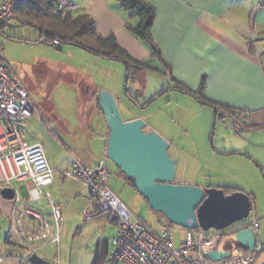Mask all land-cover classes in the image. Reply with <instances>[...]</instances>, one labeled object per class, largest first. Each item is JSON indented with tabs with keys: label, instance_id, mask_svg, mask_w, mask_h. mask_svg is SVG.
<instances>
[{
	"label": "rangeland",
	"instance_id": "1",
	"mask_svg": "<svg viewBox=\"0 0 264 264\" xmlns=\"http://www.w3.org/2000/svg\"><path fill=\"white\" fill-rule=\"evenodd\" d=\"M41 31L38 25L27 24L18 15L10 18L0 31V43L5 63L15 70L22 83L31 86L38 101L44 118L34 115L29 121L25 120L26 130L43 144L49 163L56 170L49 191L64 214L62 239L59 244L40 243L45 245L40 252L46 259L53 264H93L98 256L99 264H108L107 242L115 235L116 224L108 211H98L87 219L84 207L90 197V188L80 179L62 174L71 166L68 148H75V140L94 138L107 129L101 107L87 94L101 87L113 91L124 117L141 113L140 117L152 125L151 128L164 135L162 130L170 137V155L178 159L177 182L185 180L209 185L225 181L251 194L252 212L259 219L258 233L264 244V148L255 149L260 152L261 161L253 154V158L248 155L249 160L232 152L250 148L248 127L236 129L231 120L215 117L210 106L194 105L181 96L178 100L172 98L170 103L167 102L169 95L155 98L161 91L158 83L167 85L168 80L164 76L159 78L151 70H146L147 88L143 89V94L139 91L143 81L136 76L135 68L132 69L133 77L128 78L127 65L123 61L96 55L74 44L65 43L59 47L35 41ZM93 83L98 86H89ZM153 98L150 105H142ZM135 100H140L141 105L136 106ZM58 160L59 165H55ZM107 161L113 166L110 185L127 203L133 219L159 230L158 217L168 220L167 217L159 211L157 215L119 167L109 157ZM14 183L19 185L20 182L15 180ZM22 193L26 195L27 192L23 189ZM11 207L12 201L4 198L0 190L1 264H32L26 257H12L8 246L16 249L18 246L5 242L10 232ZM168 224L172 237L179 243L183 232L178 230V224L171 221ZM215 231L210 228L206 232ZM15 239L18 244L23 243L19 234ZM254 264H264V245L256 250Z\"/></svg>",
	"mask_w": 264,
	"mask_h": 264
},
{
	"label": "crops",
	"instance_id": "2",
	"mask_svg": "<svg viewBox=\"0 0 264 264\" xmlns=\"http://www.w3.org/2000/svg\"><path fill=\"white\" fill-rule=\"evenodd\" d=\"M77 1L80 6L75 10L78 11L76 14L87 13L93 16L96 19L97 29L100 33L104 35L114 33L119 44L133 58L148 64V67L146 66L141 69L134 67V72L138 73L136 76L143 81V84L140 85V92L144 94L143 89L147 88L146 70L153 71L158 77H166L168 80L167 85L162 82L158 83L157 88L162 92H157L155 98L161 94L169 95L170 97L167 102L170 103L172 98H177L178 100V97L181 96V98H187L194 105L203 104L210 106L215 111V117H221L224 120L229 119L234 126V122L238 121L241 124V128L248 127L251 130L248 136L250 148L248 149L249 151L234 149L232 152L249 160L253 154L255 158L260 160V152L255 149L259 147L264 148V73L262 66L264 63V0H144L153 5L155 10L151 34L159 47L157 55H153L151 47L127 27V23L132 22L136 24L139 18L132 17L131 11L123 5L121 0ZM9 68L20 81L15 70L10 66ZM130 77H133L132 72ZM22 84L29 89L31 96L37 103L38 101L32 92L31 86ZM89 86L98 85L93 83ZM180 86H184L186 90H182ZM199 91L207 98L216 102L220 113L226 110L225 107L239 113L236 116H231L229 113L217 115V111L213 105L205 103L193 94ZM87 94H90L94 103H97L101 107L107 129L103 134H99L94 138L89 137L88 140H75V148L69 147L68 150L71 159L72 154H75L83 163L95 165L107 152V140L110 128L105 112L114 107L119 108V106L117 98L111 89L101 87L100 90L97 89L94 93L91 90ZM153 100L155 99H151L147 104H145V101L142 105L146 107ZM113 101H115L114 104ZM135 101L137 103L136 106L141 105L140 100ZM41 103L44 105V100ZM139 116H143V114L137 113L123 117L125 119H132ZM33 117L34 115L27 118L26 122ZM147 126L150 129L152 125L147 124ZM22 127L30 143H41L35 140L36 137L33 134L28 133L25 120L22 122ZM161 132L165 135L162 130ZM165 136L170 141V137ZM250 154L251 157L249 158L248 155ZM59 162L60 160L55 162V165H59ZM107 166L112 170L113 166H110L108 161ZM119 170L126 177L120 168ZM64 171L62 174L67 176L64 174ZM16 181L20 182L19 185L13 182L14 186H10L15 191L14 197L6 198L3 196L12 201V210H10L9 217L10 232L5 242L14 243L18 246V249L13 247V245L8 246L12 257L21 256L28 259L32 253L36 252L46 258L45 254L40 252L41 248L45 246L44 244L38 245L36 250L30 253L16 242L17 233L15 229L11 228L15 196L18 195L24 203L35 209L45 211L47 208V202L44 197L35 202L28 199L29 180ZM54 181L55 177L53 182L45 187L46 191L50 192L49 187ZM128 181L130 182V180ZM181 182L187 183L185 180ZM200 184L202 187H223L226 192H232L237 189L242 190L235 185H227L225 181H217L209 185ZM23 189L26 190V195L22 193ZM0 190L2 191V189ZM243 191L247 192L244 189ZM50 194L52 195L51 192ZM249 195L251 199L250 213L253 214L252 196L251 194ZM91 197L92 193L90 190L88 201ZM157 212L155 211L156 214ZM25 219L28 220L24 224L29 228L37 224L32 219ZM168 222L169 219L163 220L162 224L168 227ZM178 227V230L184 234L185 227L180 225ZM110 241L108 242L107 252ZM260 241L261 248H263L262 239ZM60 242H52V244H59Z\"/></svg>",
	"mask_w": 264,
	"mask_h": 264
},
{
	"label": "built area",
	"instance_id": "3",
	"mask_svg": "<svg viewBox=\"0 0 264 264\" xmlns=\"http://www.w3.org/2000/svg\"><path fill=\"white\" fill-rule=\"evenodd\" d=\"M24 1L0 0V23L18 16L17 9ZM53 2L55 10L63 14L74 12L80 6L77 0ZM1 50L0 43V189L14 186L15 180H29L28 199L35 202L44 197L47 202V208L42 211L27 205L18 195L14 198L11 228L22 239L20 245L31 253L40 243L60 242L64 216L60 205L45 190L53 182L56 170L50 165L43 145L30 143L22 127L24 120L33 115L42 118L43 113L29 89L1 61ZM262 66L264 73V63ZM234 123L236 128H241L238 121ZM107 158L105 153L95 165H88L72 154L71 168L64 174L80 179L90 188L92 197L84 207L87 219L97 211H108L116 223L117 230L107 252L108 264H254L256 250L262 247L257 215L250 213L211 234L202 227L184 228L183 236L176 243L159 217V230L133 219L127 203L110 185L112 170L107 166ZM25 218L37 224L29 228L24 224ZM244 228L253 229L255 250L230 240L229 256L217 260L206 256V252L218 248L224 239Z\"/></svg>",
	"mask_w": 264,
	"mask_h": 264
},
{
	"label": "water",
	"instance_id": "4",
	"mask_svg": "<svg viewBox=\"0 0 264 264\" xmlns=\"http://www.w3.org/2000/svg\"><path fill=\"white\" fill-rule=\"evenodd\" d=\"M105 116L110 128L107 157L132 181L151 208L162 212L169 221L189 229L209 230L225 228L250 215V195L243 190L226 192L223 187L177 182L178 159L170 155V141L157 129H148L144 118L125 119L118 107L106 111ZM1 193L13 198L15 191L6 186ZM230 240L256 249L253 229L244 228L206 252V256L214 260L229 256ZM28 260L32 264H53L36 252Z\"/></svg>",
	"mask_w": 264,
	"mask_h": 264
},
{
	"label": "trees",
	"instance_id": "5",
	"mask_svg": "<svg viewBox=\"0 0 264 264\" xmlns=\"http://www.w3.org/2000/svg\"><path fill=\"white\" fill-rule=\"evenodd\" d=\"M121 2L131 11L132 17L139 18L136 24L132 22L127 23L129 30L137 37L143 39L151 47L153 55H157L159 53V47L153 40L151 34V25L155 17L154 6L144 0H121ZM53 3V0H25L17 9L18 15L22 16L25 23L35 24L41 28V35L35 41L55 44L59 47L65 43L74 44L96 55L118 59L127 65V76L129 78L134 67L140 69L146 66L148 67V64L133 58L119 44L114 33L107 35L100 33L97 29L96 19L93 16L87 13L76 14L74 12L63 14L55 10ZM5 24L6 22L0 23V31L3 30ZM1 61L5 62L3 57H1ZM181 89L186 90L184 86ZM193 94L205 103L213 105L217 111V115L229 113L231 116H236L239 113L227 107H225V111L223 110L220 113L215 101L207 98L200 91L194 92ZM149 101H146L145 104L149 103ZM130 182L132 183V181ZM93 264H99L98 256Z\"/></svg>",
	"mask_w": 264,
	"mask_h": 264
}]
</instances>
